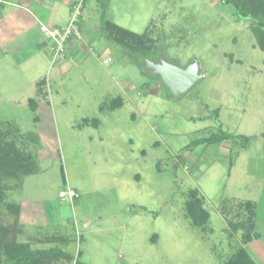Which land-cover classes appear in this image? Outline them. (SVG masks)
I'll return each instance as SVG.
<instances>
[{
  "label": "rangeland",
  "instance_id": "rangeland-1",
  "mask_svg": "<svg viewBox=\"0 0 264 264\" xmlns=\"http://www.w3.org/2000/svg\"><path fill=\"white\" fill-rule=\"evenodd\" d=\"M24 1L0 0V13L13 10L22 24L0 22V135L33 171L0 179V264L7 239L30 240L32 250L57 246L78 264H226L242 246V230L229 225L245 223V201L255 204L259 238L244 247L264 264V51L251 23L221 0H37L61 12L58 22L49 15L51 26H65L83 1L81 39L61 55L47 45L21 61L29 40L22 21L33 20L17 8ZM104 21L137 35L146 59L181 68L196 61L203 81L173 99L139 57L106 39ZM221 131L231 139L191 146ZM68 188L72 203L58 197ZM190 190L202 199L203 227L187 216ZM7 205H42L45 226L17 234ZM55 233L64 241L27 236Z\"/></svg>",
  "mask_w": 264,
  "mask_h": 264
},
{
  "label": "trees",
  "instance_id": "trees-1",
  "mask_svg": "<svg viewBox=\"0 0 264 264\" xmlns=\"http://www.w3.org/2000/svg\"><path fill=\"white\" fill-rule=\"evenodd\" d=\"M225 5L230 6L234 10V15L238 19L248 20L250 24V30L255 35L259 47L264 51V7L263 5H256L254 0H221ZM83 2V1H82ZM83 5V4H82ZM84 21H80L79 26ZM60 27V26H59ZM102 29L106 31V39L113 42L114 44L124 48L127 52L132 53L136 57L146 59L148 56L144 51V44L140 41V38L133 32L128 31L111 21H104ZM42 79L38 84L39 88L37 93L41 91V85L44 84ZM35 102H30L33 104ZM0 135V179L5 175H15L19 171L25 174H32L30 165L25 157H22L20 152L15 149L14 145L3 142ZM231 139L229 134L220 132V134H212L209 138L197 140L192 143L191 146L206 143L213 144ZM245 141L248 139H244ZM190 146V145H189ZM190 147H185L187 149ZM3 203V189L0 185V207ZM202 199L198 195L196 190H190L187 194V201L185 204L187 216L192 221V225L195 227H203L204 223L208 219L206 211L202 208ZM248 207V218L245 223H230L229 228L235 232L242 230L241 236V249L235 257L227 261L226 264H253L250 256L248 255L244 246L253 239H258L259 234L255 231L254 227V212L253 205L247 204ZM7 209L13 210L14 213L18 212L16 205H7ZM5 227H0V231L5 233L7 237V230ZM7 239V238H6ZM9 240L4 245V254H6L5 264H52L54 261H58L62 258H71V256L63 252L58 247H52L42 250H32L30 245L27 243H18L15 240ZM51 240H62L53 237ZM63 241V240H62Z\"/></svg>",
  "mask_w": 264,
  "mask_h": 264
},
{
  "label": "crops",
  "instance_id": "crops-1",
  "mask_svg": "<svg viewBox=\"0 0 264 264\" xmlns=\"http://www.w3.org/2000/svg\"><path fill=\"white\" fill-rule=\"evenodd\" d=\"M30 1V3H33V5L32 4H30L29 2H26V1H24L23 2V4L22 5H20V6H18L17 8H22V9H20V10H22V11H20V13H22V17H23V19L26 17V16H30L33 20H31V19H28L29 17H27V19L25 18L22 22H23V24H25V25H23V28H24V30L25 31H23L24 32V34H23V36L24 37H29V40L27 41V48H28V54L27 55H25L24 57H21L22 58V60L21 61H26L27 59H29V58H31V57H33V56H35V54L39 51V49H43V51L44 50H47V45H49V42L47 43L46 42V38H45V36L43 35V33H41V27L42 26H51L50 24H47L46 23V20H47V18L49 17V15H50V17H51V15H53L54 14V18L56 19V22H58L61 18L59 17L60 15H61V12L57 9V6H55V4H50V5H42L39 1H37V0H29ZM73 2H70V1H65L64 2V4L66 5V6H69L70 7V5L72 4ZM30 9V10H29ZM40 10V11H39ZM43 10H45L46 11V13L48 14L47 16H46V18L44 17V16H41L40 17V15H39V13H41V12H43ZM18 11V12H19ZM30 11H32L33 13H31ZM8 12V11H7ZM5 13L4 12V14L3 13H0V22H3V21H5V20H8V18L9 19H12L13 21H14V23H16L17 24V26H21L22 24L20 23V20H18L17 18H19L20 17V15H19V13H18V15H16L15 14V12L13 11V10H11L10 12H8V13ZM17 12V11H16ZM25 14H27V15H25ZM17 18H16V17ZM19 16V17H18ZM21 24V25H20ZM39 26V32L36 34V35H34L33 34V29H34V27L35 26ZM56 25H60V24H56ZM22 33V32H21ZM20 33V34H21ZM41 34V35H40ZM41 37V40H38V38H40ZM44 41H45V43H44ZM73 44L74 43H71L70 44V46H73ZM18 50H21V49H18ZM17 50V51H18ZM45 84V83H44ZM43 84V85H44ZM43 85L41 86V88L43 87ZM226 142V141H225ZM29 175H31V174H29ZM68 189H70V188H68ZM71 190H73V189H71ZM62 192V191H61ZM60 192V193H61ZM64 192V191H63ZM60 193H59V195H58V197L61 199V201L62 202H73V199L72 200H70V199H68L67 197H65V198H61L60 197ZM239 203H241L242 205H244V207H246V210H245V213H246V220H247V218H248V215H249V213H248V209L250 208V207H248V203H251L252 205H253V207H252V209H253V212H254V207H255V204L254 203H252L251 201H245V202H239ZM17 207H18V212L15 214V218L14 219H17V222L19 223V225L18 226H16V224L14 225V230H15V232H17V234H21V235H23V228H22V226L24 225V226H26V225H29V224H40L41 226H45V219H43L44 217H45V211H44V209H43V206L42 205H37V206H35L34 208H30V209H26V208H24V207H22L21 208V206H18V205H16ZM239 207H240V205H238ZM30 214H32L33 215V220H27L28 218V215H30ZM238 216H239V214H238ZM36 217V219L34 220V218ZM234 223H236L237 224V222H234ZM29 234V233H28ZM30 235V234H29ZM29 235H27L28 236V238L29 239H33V240H31V241H34L36 244H40V243H47V244H49V243H55L56 241L55 240H51L53 237H55V238H59V239H62L63 241H64V239H65V237H63L64 235H61V234H57V233H55V234H52V235H50V237L48 236V239L45 237L44 238V236H43V238L42 237H34V236H29ZM49 238H50V240H49ZM30 241V240H29ZM29 241H27V242H22V243H27V244H29ZM253 241V240H252ZM252 241H250L249 243H248V245H250L251 244V242ZM67 243V242H66ZM54 247V246H53ZM57 247V246H56ZM49 248H52V247H49ZM47 249V248H46ZM39 250H42V249H39ZM61 250L63 251V252H65V250H63L62 248H61ZM66 253V252H65ZM78 257H75V259L74 258H63V259H65V260H67V261H71V262H73V263H75V264H78V261L76 260Z\"/></svg>",
  "mask_w": 264,
  "mask_h": 264
},
{
  "label": "water",
  "instance_id": "water-1",
  "mask_svg": "<svg viewBox=\"0 0 264 264\" xmlns=\"http://www.w3.org/2000/svg\"><path fill=\"white\" fill-rule=\"evenodd\" d=\"M139 59L143 63L145 71L158 77L162 87L175 100L185 97L203 81L196 61L191 62L185 68H181L163 58Z\"/></svg>",
  "mask_w": 264,
  "mask_h": 264
},
{
  "label": "built area",
  "instance_id": "built-area-1",
  "mask_svg": "<svg viewBox=\"0 0 264 264\" xmlns=\"http://www.w3.org/2000/svg\"><path fill=\"white\" fill-rule=\"evenodd\" d=\"M83 5L82 1L73 6L70 14L69 22L65 26H42L41 30L51 48L54 56L61 55L65 52L66 47L72 43L73 40L81 39V31L79 23L83 21ZM104 64L110 62V58L104 59ZM61 198L67 197L72 200L77 197L74 190L67 189V191L60 193Z\"/></svg>",
  "mask_w": 264,
  "mask_h": 264
},
{
  "label": "flooded vegetation",
  "instance_id": "flooded-vegetation-1",
  "mask_svg": "<svg viewBox=\"0 0 264 264\" xmlns=\"http://www.w3.org/2000/svg\"><path fill=\"white\" fill-rule=\"evenodd\" d=\"M155 60V59H154Z\"/></svg>",
  "mask_w": 264,
  "mask_h": 264
}]
</instances>
